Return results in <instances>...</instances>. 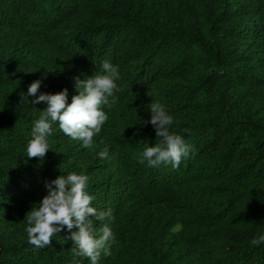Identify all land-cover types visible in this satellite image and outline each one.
<instances>
[{"label":"trees","instance_id":"16d2710c","mask_svg":"<svg viewBox=\"0 0 264 264\" xmlns=\"http://www.w3.org/2000/svg\"><path fill=\"white\" fill-rule=\"evenodd\" d=\"M104 60L121 79L93 146L54 125L43 161L27 158L47 105L21 93L43 79L40 92L66 88L70 104L74 78ZM151 100L192 147L178 168L139 162L159 141L143 126ZM73 171L112 209L100 264H264L250 243L264 233V0H0V264H90L66 230L42 249L25 232L46 184Z\"/></svg>","mask_w":264,"mask_h":264},{"label":"clouds","instance_id":"9594fccd","mask_svg":"<svg viewBox=\"0 0 264 264\" xmlns=\"http://www.w3.org/2000/svg\"><path fill=\"white\" fill-rule=\"evenodd\" d=\"M81 75L84 78H74L78 94L72 96L70 104L66 88L56 94L40 92L43 79L31 83L27 93H21L27 100L34 97L31 101L33 105L42 102L47 105L32 122V138L25 149L27 158L36 157L43 161L51 150L50 137L54 125H58L60 131L71 140L81 142L82 147L93 146L94 137L101 133L109 120V111L118 102L117 81L121 79V74L118 64L104 60L100 71L92 76ZM105 108L109 111H105ZM146 110L151 118L143 120V126L150 124L159 141L154 146L145 143L139 162L146 163L148 167L164 164L178 168L192 151L191 145L186 143L183 135L172 131L174 118L164 104L151 100ZM183 132L190 134L187 128ZM108 155L107 148L98 152L101 159ZM88 180L87 175L73 171L61 174L46 184L47 195L32 207L25 218V232L30 244L36 248H46L56 234L66 230L77 255L88 258L90 264H100L102 251L104 255L110 253V245L116 239L109 226L114 220L112 209L98 210L93 206L95 197L86 191ZM106 220L108 223L101 229L102 234L97 236L95 222ZM250 243L253 246L264 245V233L257 232Z\"/></svg>","mask_w":264,"mask_h":264}]
</instances>
